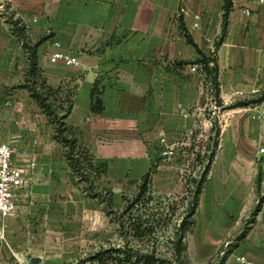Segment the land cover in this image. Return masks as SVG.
<instances>
[{"label":"crops","instance_id":"crops-1","mask_svg":"<svg viewBox=\"0 0 264 264\" xmlns=\"http://www.w3.org/2000/svg\"><path fill=\"white\" fill-rule=\"evenodd\" d=\"M231 1L224 26L225 0H0V144L13 148L18 167L35 164L16 193V210L0 215V264H61L79 248L102 243L107 218L78 184L47 116L27 89L17 87L27 58L11 22L20 20L32 43L42 40L37 64L51 88L77 85L67 129L96 163H107L97 184L111 190L118 209L123 196L134 195L143 176L151 175L157 149L164 147L160 140L174 150L213 104L197 66L181 61L198 59L199 51L216 58L223 107L263 94L264 4ZM179 16L196 47L182 36ZM55 41L75 64L49 61ZM96 80L99 113L91 111ZM221 110L210 168L217 203L210 226L227 233L259 204L234 255L264 264V162L257 155L264 100Z\"/></svg>","mask_w":264,"mask_h":264},{"label":"trees","instance_id":"trees-1","mask_svg":"<svg viewBox=\"0 0 264 264\" xmlns=\"http://www.w3.org/2000/svg\"><path fill=\"white\" fill-rule=\"evenodd\" d=\"M231 6L232 1L225 0L224 26ZM178 20L182 36L189 44L196 47L184 26L182 17L179 16ZM11 30L21 42L27 58L24 81L17 87L27 89L47 116L53 128V138L61 144L65 160L78 184L87 196L97 199L102 205L104 213L115 225L120 240L118 244L109 242L107 246H100L71 264H189L188 236L195 229V214L218 146L219 129L216 128V125L213 126L215 137H210L212 139H210L206 155L203 157L206 161L203 171L198 179L192 181L195 186L194 190H189L184 196H180L178 201H173L166 207L151 205L152 202L162 203L157 200L150 189L151 180L150 172H148L143 176L137 192L132 196L124 195L123 206L115 209L111 190L104 185L97 184L107 173V163H96L93 154L79 143L74 133H69L67 129L66 119L72 110L77 85H72L69 82L65 90L62 87L51 88L37 64L36 48L42 40L32 43L28 38L26 26L20 20L11 22ZM199 54L198 59L190 62L181 61L180 64L197 66V71L203 75L204 83L212 92L213 101L221 109L255 105L264 100L263 91L259 98L223 107L219 97L220 83L217 60L212 55H205L201 51ZM101 91L102 87L96 80L91 90V111L93 113H99L102 110ZM158 196L163 202L169 200L164 195ZM258 206L259 204L256 207L258 208ZM179 208H183V213L180 214V217L175 218ZM166 230H168V235L165 237ZM162 237L166 239V251H162L158 247Z\"/></svg>","mask_w":264,"mask_h":264},{"label":"rangeland","instance_id":"rangeland-1","mask_svg":"<svg viewBox=\"0 0 264 264\" xmlns=\"http://www.w3.org/2000/svg\"><path fill=\"white\" fill-rule=\"evenodd\" d=\"M224 114L225 112L221 110V107L217 106L215 101H213L211 108L203 113L201 120L193 131L178 141L171 154L164 155V147L157 149L160 156L157 157V162L151 170L150 189L162 204L152 202L151 205L166 207L167 204L178 201L179 197L184 196L189 190L195 189L192 181L193 179H198L203 171L206 163L204 161L205 158H203L206 155V148L210 143V139H212L210 137H215L213 126L216 121V128L220 129ZM210 178L211 171L208 175L201 196L200 206L195 216V229L188 236L189 264H243L241 260L242 258L245 259V257L243 255L235 256L234 254L239 251L240 248H237L246 240L249 226L257 210V205L240 220L238 225L231 227L229 232L224 234L215 233L210 224L215 220L217 203L214 200L215 195L209 188L211 185ZM158 195H164L169 200L163 202ZM182 213L183 208H179L175 218L180 217ZM104 229V236H100V241L105 238L102 243L95 246L87 244L79 248L75 254L67 257L65 262L61 264L74 263L77 259L85 257L100 246H107L109 242L111 244H118L120 242L115 225L110 222L109 217L106 218ZM166 231L165 237L168 235V230ZM164 238L162 237L158 243V247L162 251L167 250L166 239ZM245 261L248 262L246 259Z\"/></svg>","mask_w":264,"mask_h":264},{"label":"built area","instance_id":"built-area-1","mask_svg":"<svg viewBox=\"0 0 264 264\" xmlns=\"http://www.w3.org/2000/svg\"><path fill=\"white\" fill-rule=\"evenodd\" d=\"M259 2L264 4V0H259ZM176 21H178V17ZM53 46L56 50L49 58L51 63L60 62L66 66L76 63V58L68 57L61 51V45L58 41L53 42ZM191 69L192 71H195L196 67H192ZM160 142L165 147L163 154H171L172 149L166 144L165 139L162 138ZM13 155L14 150L10 145L0 144V215L4 218L8 217L16 210V193L20 189L24 188L29 175L35 167L33 162L25 168L18 167L13 162ZM257 155L259 161L264 162V140L258 145ZM241 262L243 264H252L250 262H246L244 258H242Z\"/></svg>","mask_w":264,"mask_h":264}]
</instances>
